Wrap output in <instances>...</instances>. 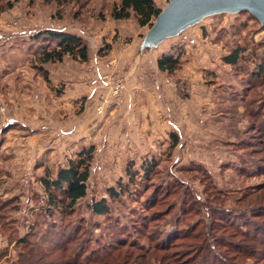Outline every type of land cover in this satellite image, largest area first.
<instances>
[{
	"label": "rangeland",
	"instance_id": "rangeland-1",
	"mask_svg": "<svg viewBox=\"0 0 264 264\" xmlns=\"http://www.w3.org/2000/svg\"><path fill=\"white\" fill-rule=\"evenodd\" d=\"M154 1L161 9L169 2ZM119 2L0 0V264L17 261L21 249L57 248L69 236L71 249L88 255L114 239L154 249L162 232L192 225L209 236L210 249L197 251L181 240L175 254L182 261L197 251L189 264H211L212 254H231L221 239L240 240L211 227L213 211L252 218V196L264 191V146L255 129L264 123V72L255 76L264 70V26L247 12L215 15L146 50L139 74L156 110L145 126L130 120L123 135L120 119L132 113L121 110L136 76L124 56L137 52L150 27H140L133 13L115 20ZM47 30L81 37L89 60L41 63V53L56 45L41 36ZM237 49L238 62L227 64L224 57ZM164 55L179 60L173 74L158 69ZM95 61L106 81H123L117 97L102 77L94 85ZM103 99L110 104L99 114ZM131 104L135 111L136 97ZM90 147L87 196L71 210L51 206L44 179ZM144 163L153 164L148 178ZM122 185L125 192L110 198L107 191ZM104 198L110 214H94L92 202ZM160 255L149 264H160Z\"/></svg>",
	"mask_w": 264,
	"mask_h": 264
},
{
	"label": "trees",
	"instance_id": "trees-1",
	"mask_svg": "<svg viewBox=\"0 0 264 264\" xmlns=\"http://www.w3.org/2000/svg\"><path fill=\"white\" fill-rule=\"evenodd\" d=\"M161 11L162 9L156 5L154 0H120L119 4L113 7L112 17L115 20H126L133 13L140 27L148 26L151 28ZM42 35L46 36L48 40L55 42L56 45L47 48L41 53V63L61 62L65 56H71L81 62L89 60L88 47L81 37L52 30L44 31V33H41ZM240 54L241 50H234L224 57V61L227 64L235 65L239 60ZM178 68L179 60L171 55H164L158 60V69L162 72L173 74ZM263 72L264 70L261 68L260 72L255 76L262 75ZM255 129L260 132L259 135H262V144L264 146V123H260ZM93 153V147L82 150L76 160L70 161L66 168L58 171L54 179H44L43 185L45 190L49 191L51 206L71 210L79 200L87 196V183L90 178ZM152 166V163H144L142 167L143 175L147 178L152 172ZM128 172L130 173V179L133 180L132 175L134 173ZM124 187L123 185L120 186V191L110 188L107 194L110 198L116 199L120 197V192H125ZM259 192L256 196H252L254 199L249 203V205H256L251 210L252 218L243 215L234 217L232 211L225 213H220L217 209L213 211L216 217L212 218L211 227L215 224L224 231L221 236L227 235L231 239L238 236L240 240L230 242L221 239L220 245L225 246L231 254L225 253V255H221V258L212 254V259H209L211 264H243L245 258H254L256 261L264 260V191L262 193L261 191ZM154 200L151 198L148 201L149 203L151 202V207L155 206ZM91 210L96 215L110 214V208L105 198L100 201H93ZM158 214V217L155 215V220L162 218V214ZM186 214L190 213L187 212ZM259 219H263V222H259ZM200 224H203V222H200ZM196 228L195 225H192L189 230L178 229L172 235L162 232L164 237L156 241L154 249H138L135 243L114 239L110 245H106V248L99 249L97 252L93 251L89 255L85 254L86 249H80V252H77V249H71L75 238L71 239L69 236L64 245H57L58 247L54 249H34V247L21 249L17 261L12 264H149L151 259H157V252L161 253L160 264H189L193 261L192 256L196 254L198 249L204 251V249H210L211 246L209 236L203 234L202 231H196ZM181 240L192 241L189 247L197 250L188 259L182 261L178 260L175 254L178 249H173L177 242ZM26 242V240L21 241V243ZM223 257L229 262L225 263Z\"/></svg>",
	"mask_w": 264,
	"mask_h": 264
},
{
	"label": "water",
	"instance_id": "water-1",
	"mask_svg": "<svg viewBox=\"0 0 264 264\" xmlns=\"http://www.w3.org/2000/svg\"><path fill=\"white\" fill-rule=\"evenodd\" d=\"M242 12L264 26V0H169L146 33L140 52L157 48L207 17Z\"/></svg>",
	"mask_w": 264,
	"mask_h": 264
},
{
	"label": "crops",
	"instance_id": "crops-1",
	"mask_svg": "<svg viewBox=\"0 0 264 264\" xmlns=\"http://www.w3.org/2000/svg\"><path fill=\"white\" fill-rule=\"evenodd\" d=\"M142 41H141V43H142ZM141 43L139 44L138 50L135 54L133 53V50H132L131 53H128V56H124V58L127 60V62L133 63L132 67H130L129 70H131L132 73L133 72L136 73V76H134L132 78L133 80L130 81L132 87L130 89V92H128V95H127L126 106L123 107L121 110V114L125 113V111L128 109H130L129 114L132 113L131 116L129 115V117H127V119H128L127 121L125 119L126 116H123L124 118L120 119V121L124 124V127L121 130L123 135H126L125 133H129V130L126 127L129 126L128 124L131 125L132 122L130 120H133L135 123L138 122V125L145 126L146 124L144 123V121L149 116H154V113H155L154 109L156 110V106L154 107V103H153V101H154L153 92L151 90H148V89L145 90V88H144L145 86H143L145 84V81L143 80L142 75L139 74V71H140L139 64L142 61H147V59H148V54L146 53V50L143 52H140ZM134 44L135 43H132V45H134ZM130 48H132V46H130ZM137 68H139V69H137ZM131 71H130V73H131ZM153 71H154V69H152V72ZM102 72H103L102 66L97 61H95V79H96V82L94 85L99 84V81L101 80L100 78L102 77ZM134 87H138V88L140 87L139 88L140 91L138 90V93L135 94L136 96L134 94H132V92H131L132 88L134 89ZM138 88H136V89H138ZM81 91H82V89H81ZM96 92H97L96 90L90 91L91 95H92V93L94 95ZM135 97H136V101L138 102V105H137L135 111H131V108H132L131 103L133 102V99H135Z\"/></svg>",
	"mask_w": 264,
	"mask_h": 264
},
{
	"label": "built area",
	"instance_id": "built-area-1",
	"mask_svg": "<svg viewBox=\"0 0 264 264\" xmlns=\"http://www.w3.org/2000/svg\"><path fill=\"white\" fill-rule=\"evenodd\" d=\"M109 66H110V64H107V67H109ZM101 80L103 81V83L105 85H109L110 87L113 88V95L115 97H117L118 94L121 93L122 90L124 89L123 81H117L116 83H111V82L109 83L108 81H106L107 80L106 79V76L102 77ZM109 104L110 103H109V100L108 99H103V104L100 107H98V113L99 114H103V112H104L103 111L104 110L103 108H105V106H107Z\"/></svg>",
	"mask_w": 264,
	"mask_h": 264
}]
</instances>
